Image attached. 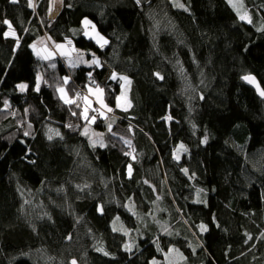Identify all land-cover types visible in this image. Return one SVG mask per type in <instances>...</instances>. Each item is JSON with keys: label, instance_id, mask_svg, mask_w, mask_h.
<instances>
[{"label": "trees", "instance_id": "trees-1", "mask_svg": "<svg viewBox=\"0 0 264 264\" xmlns=\"http://www.w3.org/2000/svg\"><path fill=\"white\" fill-rule=\"evenodd\" d=\"M242 3L249 22L227 0H0V264H264V97L242 79L264 90V0ZM40 36L99 65L42 60ZM92 70L103 147L76 98Z\"/></svg>", "mask_w": 264, "mask_h": 264}, {"label": "rangeland", "instance_id": "rangeland-1", "mask_svg": "<svg viewBox=\"0 0 264 264\" xmlns=\"http://www.w3.org/2000/svg\"><path fill=\"white\" fill-rule=\"evenodd\" d=\"M227 2L232 6V8L236 12H238L240 14V16L241 15H245V19H243L244 21H246V22L250 21L251 16L249 15L248 11L243 7L242 0H227ZM55 4H57V5H55ZM52 5L54 6L53 10L57 11L60 8V6H61V0H57V3L55 2V0H52ZM233 5H236V7H234ZM88 20L89 19H87V21ZM8 31H9V29H8ZM85 32H87L89 34V35H87V36L85 35V36L87 38L93 39L95 42H97V39L99 37H103V40H106L105 36L100 34L98 32V30H96V28L94 26H92L90 20H89V24L88 25L84 24V34H85ZM97 34H98V36H97ZM9 36H11V35H9ZM97 44L100 45L102 43L100 41V43H97ZM33 45L35 46V49L33 48ZM56 45H59V44H56L55 42L50 40V38L48 36H40L38 39H36L34 41V43L31 45V48H33L34 52L42 60H44V59L51 60L56 55V53H59V54L61 53V47L57 48ZM64 50H66V47L64 48ZM85 55H86V53L84 54V56ZM54 58H60V57L59 56H55ZM128 82H126L125 80H122L123 88H121V93L118 95L119 97H121V99H120L121 107H118V108H120L122 110L129 109L128 105L130 104V101H129V98H128V84H129ZM97 88L103 90V87L101 86V84L88 83V85H86L85 88L81 89L80 92L76 90V98L82 102L84 110H85V108L88 109V111H87L88 117L93 115V113H92L93 110L92 109H98L99 111H96V112L100 113L102 115V118H104L103 116L111 117V115H112L111 111L109 112V111H107L106 108H101L100 103L97 102V100L99 98V99H101L103 101V103L105 105H107L106 104L107 102L104 99V90H103L102 93H98L97 92ZM59 93L62 96H64V91H63V93L59 91ZM122 93H123V95H122ZM85 97H87V102L84 99ZM89 104H90V107H89ZM116 107H117V98H116ZM107 108H110V107L107 106ZM85 129H87V135L89 136L91 141H97L96 144H100L101 142L103 143L104 134H103V132L101 130L95 129V122H92L91 124H88ZM85 129H84V132H85ZM180 259H181L180 258V253L177 250H171L170 252H168V254L163 259L158 260V262L157 261L154 262V264H179L180 263L179 262ZM154 260H156V259H154Z\"/></svg>", "mask_w": 264, "mask_h": 264}, {"label": "snow or ice", "instance_id": "snow-or-ice-1", "mask_svg": "<svg viewBox=\"0 0 264 264\" xmlns=\"http://www.w3.org/2000/svg\"><path fill=\"white\" fill-rule=\"evenodd\" d=\"M11 2H12V3H17L18 0H11ZM137 2H139V0H137ZM28 4H29V7H33L32 0H28ZM177 6H179V7H183V5H177ZM233 6L236 7V5H233ZM240 19H242V20L245 19V15H241V16H240ZM3 23L6 24V25H8V27H9V31H8V32H5L4 35H5L6 37L9 36V35L14 36V35H15V32L12 31V26H11L10 22H9L8 20H4ZM84 24H85V25H88V24H89V21L85 20V21H84ZM85 35L87 36V35H89V34H88L87 32H85ZM97 36H98V34H97ZM101 40H103V37H99V38L97 39V43H100ZM69 43H71V42L69 41ZM104 44H107V41H106V40H103V43L100 44V46L103 47ZM56 47H57V48H60V47H62V45H56ZM33 48L35 49V46H34V45H33ZM79 60H80L81 62H83L82 54H81V56L79 57ZM90 64H96V65H99V61L96 60L95 56H93V59H92V61L90 62ZM72 66H73V67L76 66L75 63H73ZM157 75H158V74H157ZM89 76H91V73H89ZM39 79H40V77L38 76V77H37V80L39 81ZM112 79H116V73H113V75H112ZM120 79L125 80L126 82H128L126 77H120ZM243 79L246 80L247 82L251 83V84H255V83H256L255 78L252 77V76H250V75H249V76H244ZM65 83H67V79H65ZM128 83H130V82H128ZM18 87L20 88L21 91H23L27 86L21 84V85H18ZM38 87H39V84H37V88H38ZM122 88H123V85H122ZM58 91H60V92L63 93L64 90L61 88V89H58ZM90 91H91V90H90ZM257 91L259 92V94H260L262 97H264V91H261L260 88H259V86H257ZM97 92H98V93H102L103 90L97 88ZM122 95H123V93H122ZM61 98L63 99L64 97L62 96ZM84 99H85V101L87 102V97H85ZM120 99H121V97L118 96V97H117V107H121V105H120ZM65 102H66V103H73L72 100H65ZM97 102L100 103L101 108H106L107 111H109V112L112 111L111 108H107V105H105L101 99L98 98ZM5 104H7L6 101H5ZM128 106L130 107L131 105L129 104ZM89 107H90V104H89ZM92 110H93V111H99L98 109H92ZM87 111H88V109L85 108L84 112L82 113V117H83L85 120H89V122L94 121V120H95V117H91V118H89L88 115H87ZM74 114H75V113H74ZM167 119H170V117H168ZM109 129H111V125H110V124H109ZM56 134L59 135V133H56ZM83 134H87V129H85V132H84ZM25 135H28V133L26 132ZM51 138H52V137L49 136V139H51ZM92 143H93V145L95 146V144L97 143V141H92ZM125 143H129V144H130L129 141H125ZM100 146H101V147L104 146L102 142L100 143ZM181 150H186V149H184L183 145H180L179 148L173 153V156H174L175 159H179V155H178V153H179V151H181ZM126 154L130 155V153H126ZM128 170H129V175H130V174H131V166H129V169H128ZM185 171H186V170H185ZM114 230H115V229H114ZM206 230H207L206 227L203 226V225H201V231H206ZM126 247H128V246H126ZM73 264H75V261H73Z\"/></svg>", "mask_w": 264, "mask_h": 264}, {"label": "crops", "instance_id": "crops-1", "mask_svg": "<svg viewBox=\"0 0 264 264\" xmlns=\"http://www.w3.org/2000/svg\"><path fill=\"white\" fill-rule=\"evenodd\" d=\"M55 2L57 3V0H55ZM57 5V4H55ZM53 6V5H52ZM53 9H54V6H53ZM70 40H67L66 43H63V44H59V45H62L61 47V53H56L55 56H59L60 60L63 62V64L67 67V68H77L79 66H86V67H93V66H98L96 64H90V61H92L93 59V54H89L88 52L84 51V50H81V49H77L73 44L72 42L69 43ZM101 43H103V40H101ZM66 47V50H64V48ZM33 49V48H32ZM34 51V50H33ZM35 53V52H34ZM38 53V52H37ZM86 53V55L84 56V54ZM36 54V53H35ZM82 54V57H83V62H81L79 60V57L81 56ZM37 55V54H36ZM54 56V57H55ZM53 57V58H54ZM96 58V57H95ZM49 60V59H47ZM96 60H98L96 58ZM75 63L76 66H72V64ZM112 75L113 73H111V71H108L103 79V81H105L107 78H112ZM117 77V76H116ZM88 85V83L86 84ZM86 87V86H85ZM84 87V88H85ZM64 89V98L62 99V95L59 93L58 89ZM57 89L58 91V95L59 97L61 98V100L65 101L66 100H71L70 98V95H69V92L67 90V88L65 86H62V87H59Z\"/></svg>", "mask_w": 264, "mask_h": 264}, {"label": "built area", "instance_id": "built-area-1", "mask_svg": "<svg viewBox=\"0 0 264 264\" xmlns=\"http://www.w3.org/2000/svg\"><path fill=\"white\" fill-rule=\"evenodd\" d=\"M89 73H91V76H89ZM89 73H87V75H86L87 83H96L94 70L90 71ZM76 90L80 92L81 88L76 86ZM92 113H93V115L89 116V117L90 118L91 117H95V120H94L95 122H98V121H100L102 119V115L100 113H97L96 111H93Z\"/></svg>", "mask_w": 264, "mask_h": 264}, {"label": "water", "instance_id": "water-1", "mask_svg": "<svg viewBox=\"0 0 264 264\" xmlns=\"http://www.w3.org/2000/svg\"><path fill=\"white\" fill-rule=\"evenodd\" d=\"M249 76V75H248ZM250 76H252V77H254L255 78V81H256V83L255 84H251V83H249V82H247L246 80H244L243 78V81L249 86V87H251L259 96H261L260 94H259V92L257 91V86H259V88H260V90L261 91H264L263 90V88H262V86H261V84H260V82L258 81V79L254 76V75H250ZM262 97V96H261Z\"/></svg>", "mask_w": 264, "mask_h": 264}]
</instances>
